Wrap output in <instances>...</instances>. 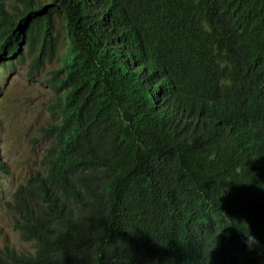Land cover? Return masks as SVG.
Here are the masks:
<instances>
[{
    "label": "trees",
    "instance_id": "obj_1",
    "mask_svg": "<svg viewBox=\"0 0 264 264\" xmlns=\"http://www.w3.org/2000/svg\"><path fill=\"white\" fill-rule=\"evenodd\" d=\"M18 1L0 61L49 43L50 11L67 49L42 169L4 205L32 252L0 264H264V0Z\"/></svg>",
    "mask_w": 264,
    "mask_h": 264
},
{
    "label": "rangeland",
    "instance_id": "obj_2",
    "mask_svg": "<svg viewBox=\"0 0 264 264\" xmlns=\"http://www.w3.org/2000/svg\"><path fill=\"white\" fill-rule=\"evenodd\" d=\"M10 1L11 5L21 7L18 0ZM43 27L41 24L40 30ZM48 35L45 39L49 43L37 34L30 47L25 42L21 45L20 56L0 61L3 65L0 71V248L7 244L23 252H32V244L19 239L11 226V212L4 205L30 172L42 169L39 160L47 141L39 127L49 121L45 104L53 97L48 79L51 71L62 64L67 49L63 19L55 11L49 12ZM40 44L50 53V58L44 57L36 68L32 66L31 56L40 49Z\"/></svg>",
    "mask_w": 264,
    "mask_h": 264
},
{
    "label": "clouds",
    "instance_id": "obj_3",
    "mask_svg": "<svg viewBox=\"0 0 264 264\" xmlns=\"http://www.w3.org/2000/svg\"><path fill=\"white\" fill-rule=\"evenodd\" d=\"M229 190H226L224 194H226ZM244 244L246 247H248L250 250H252L259 241L256 239V237L250 232L248 235H244Z\"/></svg>",
    "mask_w": 264,
    "mask_h": 264
}]
</instances>
